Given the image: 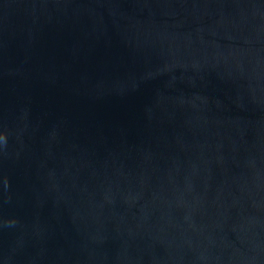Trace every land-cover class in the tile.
<instances>
[{
	"label": "water",
	"instance_id": "95a60500",
	"mask_svg": "<svg viewBox=\"0 0 264 264\" xmlns=\"http://www.w3.org/2000/svg\"><path fill=\"white\" fill-rule=\"evenodd\" d=\"M0 264H264V0H0Z\"/></svg>",
	"mask_w": 264,
	"mask_h": 264
},
{
	"label": "clouds",
	"instance_id": "9594fccd",
	"mask_svg": "<svg viewBox=\"0 0 264 264\" xmlns=\"http://www.w3.org/2000/svg\"><path fill=\"white\" fill-rule=\"evenodd\" d=\"M4 138L2 136H0V140H3Z\"/></svg>",
	"mask_w": 264,
	"mask_h": 264
}]
</instances>
